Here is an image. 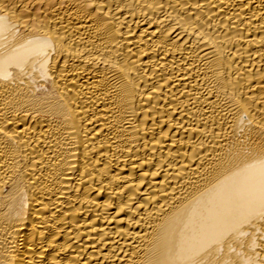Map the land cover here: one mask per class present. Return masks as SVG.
I'll use <instances>...</instances> for the list:
<instances>
[{
	"label": "bare ground",
	"instance_id": "6f19581e",
	"mask_svg": "<svg viewBox=\"0 0 264 264\" xmlns=\"http://www.w3.org/2000/svg\"><path fill=\"white\" fill-rule=\"evenodd\" d=\"M0 264H264V0H0Z\"/></svg>",
	"mask_w": 264,
	"mask_h": 264
}]
</instances>
